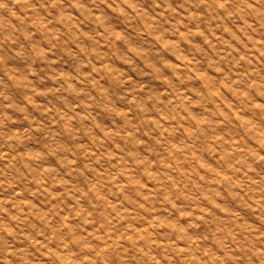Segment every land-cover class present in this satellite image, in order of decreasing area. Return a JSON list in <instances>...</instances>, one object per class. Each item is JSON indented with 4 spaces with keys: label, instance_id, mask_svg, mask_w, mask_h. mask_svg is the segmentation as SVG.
Listing matches in <instances>:
<instances>
[{
    "label": "rangeland",
    "instance_id": "rangeland-1",
    "mask_svg": "<svg viewBox=\"0 0 264 264\" xmlns=\"http://www.w3.org/2000/svg\"><path fill=\"white\" fill-rule=\"evenodd\" d=\"M0 264H264V0H0Z\"/></svg>",
    "mask_w": 264,
    "mask_h": 264
}]
</instances>
